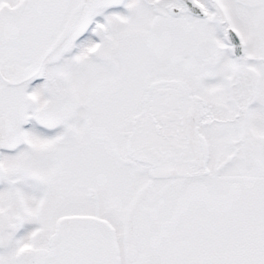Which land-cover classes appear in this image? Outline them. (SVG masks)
Listing matches in <instances>:
<instances>
[{"label": "snow or ice", "instance_id": "obj_1", "mask_svg": "<svg viewBox=\"0 0 264 264\" xmlns=\"http://www.w3.org/2000/svg\"><path fill=\"white\" fill-rule=\"evenodd\" d=\"M0 264H264V0H0Z\"/></svg>", "mask_w": 264, "mask_h": 264}]
</instances>
